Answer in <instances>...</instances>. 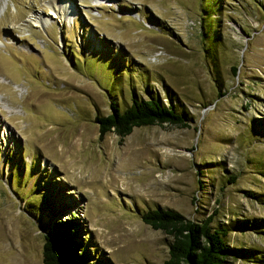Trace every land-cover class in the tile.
<instances>
[{
  "label": "rangeland",
  "instance_id": "374dc122",
  "mask_svg": "<svg viewBox=\"0 0 264 264\" xmlns=\"http://www.w3.org/2000/svg\"><path fill=\"white\" fill-rule=\"evenodd\" d=\"M66 1L0 0V264H43L68 219L97 264H163L155 207L237 225L226 264H264V0ZM132 92L189 126L100 139L93 117Z\"/></svg>",
  "mask_w": 264,
  "mask_h": 264
},
{
  "label": "trees",
  "instance_id": "16d2710c",
  "mask_svg": "<svg viewBox=\"0 0 264 264\" xmlns=\"http://www.w3.org/2000/svg\"><path fill=\"white\" fill-rule=\"evenodd\" d=\"M232 71L236 73L237 67L232 66ZM130 96L125 108L112 100L108 114L93 117L100 139L112 132L122 142L135 127L189 126L187 117L175 108L177 100L169 93L164 96L148 93L143 97L132 92ZM234 180L235 177L230 178ZM248 194L253 195L252 192ZM140 216L145 224L171 238L163 264H226V258L234 253L225 237L230 228L238 226L214 227L211 225L213 215L194 221L172 208L155 207L141 212ZM72 222L69 219L56 221L52 232L45 236L43 264H97L87 253L84 243L77 239L80 237H74L76 226Z\"/></svg>",
  "mask_w": 264,
  "mask_h": 264
},
{
  "label": "bare ground",
  "instance_id": "6f19581e",
  "mask_svg": "<svg viewBox=\"0 0 264 264\" xmlns=\"http://www.w3.org/2000/svg\"><path fill=\"white\" fill-rule=\"evenodd\" d=\"M47 5L50 8V10L55 14L56 17L59 16L61 18H64V16L68 14L72 9L70 5L67 4L66 0H49ZM33 16L39 25L44 27L48 25V20L43 15H33ZM49 24H50V18H49Z\"/></svg>",
  "mask_w": 264,
  "mask_h": 264
},
{
  "label": "built area",
  "instance_id": "2783aa9c",
  "mask_svg": "<svg viewBox=\"0 0 264 264\" xmlns=\"http://www.w3.org/2000/svg\"><path fill=\"white\" fill-rule=\"evenodd\" d=\"M158 51H160V50H158Z\"/></svg>",
  "mask_w": 264,
  "mask_h": 264
}]
</instances>
